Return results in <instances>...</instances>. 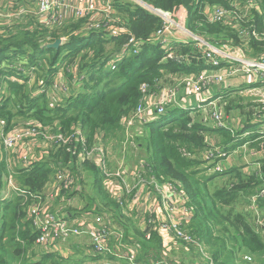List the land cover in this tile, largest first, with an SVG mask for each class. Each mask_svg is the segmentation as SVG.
I'll list each match as a JSON object with an SVG mask.
<instances>
[{
    "label": "trees",
    "instance_id": "trees-1",
    "mask_svg": "<svg viewBox=\"0 0 264 264\" xmlns=\"http://www.w3.org/2000/svg\"><path fill=\"white\" fill-rule=\"evenodd\" d=\"M142 1L154 8L169 11L185 7L188 10L187 27L193 32L244 54H264V0H257L261 12L256 8L251 9L249 17L242 18L237 28L222 21H210L204 12L207 6L214 5L234 10L235 0ZM114 5L117 14L121 16L119 23L123 24L121 20L126 22L124 26L127 31L121 36L109 38L102 31H91L87 35L77 33L88 20L89 16H86L66 24V32L73 33L69 34L70 37L59 49L42 47L50 52L52 67L48 68L49 76L60 71V66L55 68L53 65L61 60L80 63V71L86 75L79 89L62 106L50 108L46 96L43 95L45 93L38 99L33 98L28 88L29 81L19 83L4 78L9 81L11 95L9 101L6 99V103L0 106V117L7 119L9 127L18 112L25 117H33L46 126L58 122L59 129L56 131L64 134L70 133L74 124H79L86 137L85 146L91 148L99 133L107 141L123 138L120 134L123 119L136 110L143 96V86H155L161 80L164 83L168 80L166 75L169 74L171 77L187 76L211 68L205 62L202 49L196 47L194 42L172 45L176 54L189 55L191 60L167 58L160 43L146 42L138 53L132 51L116 61L113 69L111 61L123 53V46L132 34L146 39L162 24L158 15L136 1L114 0ZM33 23L30 19L19 25L13 24V19L6 25L0 23V64L12 58L15 53L25 54L29 49L37 52L42 44L55 41L65 33L49 34V29L36 25L31 30L28 26ZM22 28L25 29L11 34L12 30ZM243 45L248 47H242ZM40 55L47 57V54ZM2 75H5V71L0 68V78L3 79ZM12 93L16 94L15 99ZM247 96L236 95L218 102L221 108L219 113L224 121L234 112L246 117L247 123L239 131L228 127H213L209 123L214 120L210 109L206 114L198 112L196 116L190 114V110L176 107L168 110L158 120L145 125V144L142 147L145 158L159 179L175 181L188 195L186 206L192 217L185 229L202 241L205 252L209 255L206 258L209 260L208 264H264V234L257 231L254 222L243 211L237 207L228 208L232 203L250 204L253 201L260 211L256 218L260 217V213L264 214V196L253 200V196L264 185V158L261 159L257 171L247 174L237 170L223 178L222 185H219L221 177L206 173L202 156L211 148V136L216 135L218 144L227 146L245 131L250 133V147L257 151L264 150V133L260 132L262 127L251 121L253 115L264 113V102L260 100L261 102L254 103ZM24 99L29 101L27 109L18 108V111H13L12 108L18 107V101L23 102ZM136 141L138 143V137ZM82 146L80 144L77 147V142H74L73 147L71 144L65 148L58 147L50 152L47 160L36 162L27 169H16L13 180L25 191L40 195L54 175L53 161L69 164L77 174L79 168L89 170L95 179L97 196L104 202L110 201L109 193L103 186L102 174L96 165L89 161L77 163ZM237 146L238 144L230 146L224 151L233 150ZM35 201L34 198L17 191L13 192L10 199L0 202V264H71L58 253H48L38 248V232L34 229L28 212L29 206ZM113 202L124 209V203L118 200ZM135 215L133 212L132 217ZM130 219L125 218L121 224L129 233L131 228L139 232L137 235L145 253L139 256L138 261L149 259L151 263L159 262L157 258H150L152 254L161 252L159 247L163 245L162 237L154 229H151L153 233L150 237H146L144 232L147 229L140 232L136 223H131ZM261 222H264V215ZM129 233L125 232V236ZM183 244L186 248L190 246L185 241ZM246 255L251 260L245 259Z\"/></svg>",
    "mask_w": 264,
    "mask_h": 264
},
{
    "label": "built area",
    "instance_id": "built-area-1",
    "mask_svg": "<svg viewBox=\"0 0 264 264\" xmlns=\"http://www.w3.org/2000/svg\"><path fill=\"white\" fill-rule=\"evenodd\" d=\"M66 1L67 5L64 8L66 13L63 14L57 13L55 11V9L57 8V0H36V5L39 14L42 15L43 19H48V21H44L46 25H52L50 21L63 20L65 17H68L69 14L74 13L73 0ZM79 2L83 5V11L79 13L81 14L79 17H85L87 15L89 5L97 4L101 7L102 10L100 11L101 13L99 18L96 19V17H93L92 20H94V22L86 23L83 28L80 29V32L88 34L91 31H102L111 36H121L124 31H127V28L124 26V24H120L119 21H117L113 16L114 12L117 11L114 5V0H77V5L79 4ZM240 4H243V9H239ZM144 7L152 11L153 6L144 4ZM207 8L212 9V13L210 15L206 14ZM254 8L258 9L259 12H261L259 1L250 0L248 2H244L235 0L234 10L226 9L225 7L219 5H214L207 6L204 9V12L210 21H222L225 24L237 28L239 25L235 19V15L240 17V15L243 13V15L241 16L242 18L249 17L248 14L250 10ZM177 9H180V7H178ZM173 11L166 12L163 10H156L157 14L163 18V27L153 36L148 37L146 39L139 38L137 40L135 37H131L127 46L123 48V53L119 54L116 59H113L111 61L112 68L114 69L116 67V61L121 59L125 54L130 53L132 51L134 53H138L146 42L160 43L162 48L166 51L167 58L191 60L189 55H181L180 53L176 54L172 47V38L176 37V34L183 35L184 39L180 42H194L196 47L202 49L203 57L205 58L206 62L210 64L211 67L209 69L202 70L198 74L189 75L186 78L187 82L185 83V85H187L189 88L187 94L189 96L191 94H194L197 98H200V104H198V107L192 105H180L178 100L175 99L177 93L170 94L168 99L158 103V107H156L153 111L151 109H148L144 113L143 120L145 121V125L157 120L161 115H164L168 111V109L178 107L183 109L203 110L205 108H210V111L213 112L214 118V120L211 122L213 123V127L226 128L227 125L223 122L222 115L217 109L218 101L221 99V97L213 96L212 99L209 100L204 96L205 89L212 84H222L225 82V77L218 76L215 73V70L217 68L220 69L227 64L241 65V67L254 68L257 65L256 61L260 62L264 67V54H259L255 57V60L250 61L240 56L241 54L239 55V53L233 54L228 53L224 50H219L216 47L217 45H221L229 51H233L236 49L227 47L221 43H213L207 40L204 36L190 30L184 23H174L171 20ZM14 15L16 14L4 15V17H0V22L6 25L14 18ZM189 37H191V39H189ZM176 43H173V45ZM131 45H134L133 49H131ZM224 61H226V63H223ZM76 65L79 66L80 63ZM17 69L19 71L24 70L23 67L20 66H17ZM8 78L12 81H20V78H13L10 76H8ZM60 87L62 91H67L68 89V87L63 83H61ZM146 87L149 86H143V92ZM3 100L4 98L1 97L0 94V102ZM141 106V104H138L133 114L129 117L124 118L123 120L130 121L132 118H135L137 115V111L141 108ZM220 115L221 118L219 117ZM1 124L2 139L4 136L5 146L11 149L14 147L16 142L19 141L17 133L23 131L25 128H29L32 132L35 133H41L45 137V140L42 144L43 147L40 149L41 156H43L44 154V156L49 155L51 151L55 150L54 148H50V144L57 143L60 140H72L71 142H67L65 144L77 142V147L82 144L83 146L82 149L79 150L77 161L82 163L84 161L91 162L92 160V163L96 165V167L100 170L103 176V183L105 185L106 191L112 196H114L118 201H120V203H124L123 205L127 206V210L129 212L132 211L130 206H136L141 202V200L146 198V193H143V191H145L148 187L155 184V187L161 189V191H166L168 189L172 190V192L177 195L176 202L182 200L184 201V211L188 213V216L184 219L185 222L181 220L180 222L172 223L171 225L166 223L154 225L152 220L145 218V228H148L147 230L154 229L157 231H159L160 229L166 230L167 233H169L173 238L185 241L187 244L197 248L204 255L205 258H209L208 253L205 252L202 241L197 236L193 235L191 232L185 229V225L189 223L192 217V213L186 206V202L188 201V195L183 190V187L180 184L171 180H161L155 175L147 176V165H145L144 163H141L140 167L136 168V170L134 169L122 171V169L124 168L123 165H119L113 170L111 168L110 160L107 156L106 148L96 147L98 143H102L103 141L102 133H99L96 136L92 147L87 148L85 146L86 137L82 127L79 124H74L71 127L72 131L70 133L63 134V136H60V140H57L54 136L50 135L53 133L51 132V129L47 128L46 125L41 124L38 120L30 123L27 127L25 126L20 129L12 130H7L5 120H1ZM260 132L264 133V131ZM126 150L127 147L124 146L123 152L125 153ZM33 154L34 153H31L29 151L21 150L18 153L16 159L19 163H21L23 168H29L34 163L38 162L36 159L38 158L37 155L35 156ZM227 155L228 153L226 151H219L217 149H213L207 152L206 158L207 160L213 163L215 162V157L217 159L219 157H226ZM216 170L220 171L222 169L220 167H216ZM55 175L56 178H53V182L55 181L53 186H57L59 183H64V186L66 188L70 187L59 197L54 196V190H50L47 195H44V193L38 195L33 192L25 191L21 187H17L15 185L13 186L16 191L20 192L26 197L30 196L31 198H34L36 200L32 206H29L28 212L30 216L29 219L31 220L34 229L38 232L36 243L39 246L46 247L48 250H50L49 252L51 253H58L55 252V249L60 245V243L66 242L79 236H86L89 239L90 250L96 255V257L100 258L96 262L93 261L87 264H115L112 260H108L109 256H113L116 258H125L129 262V264H168L165 261L152 263L149 261H146L145 263L139 262V246L134 242H125L124 227L117 220L110 221V219L113 217V215L110 213L100 212L92 216H87L71 212V214H69V217H64L58 212L51 211L50 207L48 206V203H44L43 205L42 203L44 202L45 198L48 200L52 199V209H54V202L57 200H59L60 203H70L71 198L67 196V194L73 192L76 189L77 179L70 166H65L62 163L58 164V169H55L54 176ZM129 180L131 181V183L128 182ZM263 196L264 187L261 188L253 196V200L256 201L258 197ZM260 220L262 221V219ZM261 223L264 225V222ZM261 227L264 228V226ZM245 258L250 257L246 255Z\"/></svg>",
    "mask_w": 264,
    "mask_h": 264
},
{
    "label": "rangeland",
    "instance_id": "rangeland-1",
    "mask_svg": "<svg viewBox=\"0 0 264 264\" xmlns=\"http://www.w3.org/2000/svg\"><path fill=\"white\" fill-rule=\"evenodd\" d=\"M31 1L33 3H31ZM130 1H136L139 2V0H130ZM67 5V1L66 0H57V8L55 9V11L57 13H66V11L64 10L65 6ZM73 8H74V13L73 14H69L68 17H65L63 20H57V21H50L52 25H46L44 23V21H48V19H43L42 15L39 14L38 9H37V5H36V0H0V17H4V15H13V14H17L20 11H24L23 15H19L17 17H15V25H19L22 23H26L27 20H33V18L30 16L33 13L36 14L38 20H34L39 22V27L40 28H44V29H49V34H60L65 32L61 38H63L64 40H66V38L68 39V37H70L69 34H72L73 32H66V24L72 22V21H76L79 16L83 11V5L79 2V4L77 5V0H73ZM88 13L86 16H89L88 20L86 22L83 23V26L86 23H93L94 20H92L93 17H96V19L99 18L100 16V11L101 7L98 6L97 4H93V5H89L88 7ZM184 7L177 9L175 11L172 12V17L171 20L176 23V24H180V23H184L185 25H187V16H188V10ZM239 9H243V4L239 5ZM156 10H163L168 12L169 10H164V9H160V8H154L152 7V11L154 14L158 15ZM29 12V13H28ZM78 12V13H77ZM170 12V11H169ZM28 13V15H27ZM118 12H114L113 16L114 18L119 21V19H121V16H119V14H117ZM212 13V9H206V14L210 15ZM243 15V13L241 14V16ZM85 16V17H86ZM159 16V15H158ZM238 17L237 15H235V19L238 23V25L241 23V19L242 17ZM78 17V18H76ZM160 17V16H159ZM32 18V19H31ZM161 18V23L162 25L151 35L153 36L155 33H157L162 27H163V18ZM123 24H126L125 21L121 20ZM31 26V24L29 25ZM19 28V27H17ZM24 34V33H23ZM39 35V33L37 34V36ZM87 35V34H84ZM109 38H117L119 36H111L109 34H106ZM178 35V34H176ZM149 36V37H151ZM131 37H135L137 40L141 37H137L134 34H132V36H130L128 38V40L126 41V43L124 44L123 48L127 46V44L130 41ZM206 38V37H205ZM189 39H191V37H189ZM207 40L213 42V43H219L216 40H213L211 38H206ZM47 42H53V41H47ZM173 45V43H172ZM219 50H224L227 51L228 53H239L240 56H242L245 59H248L250 61L255 60L256 55H245L243 52H241L240 50H233V51H229L226 48H224L221 45H217L216 46ZM242 47H248L243 45ZM134 48V45H131V49ZM175 52V49H173ZM38 52H48L47 49L42 48V46L40 47ZM241 52V53H240ZM48 56L50 55V53L48 52L47 54ZM82 55L80 54L79 57H81ZM64 61V60H61ZM187 62H192V61H187ZM206 62V60H205ZM223 63H226V61H224ZM257 65L254 68H247V67H241V68H237L235 65H224L222 68L220 69H216L215 73L218 76H223L227 79V81L229 82H233L234 79H238L241 80L243 83H250V84H254L256 83V81H263L264 80V67L263 65L256 61ZM51 61L49 60V57L45 58L42 60L41 65L43 66V68L50 66ZM67 64V63H66ZM206 64L210 65L209 63L206 62ZM69 70V71H68ZM64 71H68L71 75V79H68V75H65V73H62L60 75H56L54 78V81H59L61 83H63L64 85H68L70 87V90L72 92H75L79 89L80 85L83 82V79H85L86 75L83 71H80V74H78L79 72V66L75 65V69L73 68V64L69 65V69H65ZM201 72V71H200ZM199 72V73H200ZM76 74V75H75ZM198 74V73H196ZM192 75V74H190ZM187 76H178V77H171V74L166 75V78L168 79L167 81H165L163 83V80H161V82L159 81L155 86H151V87H146L144 89L143 92V96L141 98V101L139 104H141V108L137 111V115L135 118H132L130 121L128 120H123L122 122V130L120 132L121 136H124L125 141L128 140H132L136 137L139 138V141L137 143V148H131L128 149V147L126 146V144L122 143L123 138H119V139H114V140H108L107 141V145H104L102 143H98V145L96 147H104L108 149V159L110 160V164H111V168L114 170L115 168H117L119 165H123L124 168L122 169V171H126V170H136V168H139L141 163H144L145 165H147V176H151V175H155L151 169V165L149 163V161H147V158H145V153L143 150V146L145 144V133H146V126H145V121L143 120V115L144 113L148 110L151 109L152 111L158 107V103L165 101L166 99H168L170 94L173 93H177V96L175 97L176 100H178V102L180 103V105H192V106H196L199 99L200 98H196V103L193 104L191 102V98L194 97L193 95H188L187 92L189 90L188 86L185 85V83L187 82L186 78ZM80 80L81 83L76 85V81ZM171 80H173V82H171ZM57 89L60 88L58 85ZM78 86V87H77ZM155 87V88H154ZM153 88V89H152ZM53 86L50 87H46V90L50 93V96L54 95V92L52 91ZM56 89V90H57ZM193 89V88H191ZM65 92V91H64ZM236 91H234L233 93V97H235L237 94L235 93ZM245 94H247L248 96H250L248 98L249 101H253L254 103H258L261 101H264V87H259V88H254V89H246ZM230 94V93H229ZM239 95L243 96V94ZM13 99L16 98V94L12 93ZM56 97L59 98L60 95L57 93ZM254 99H256L254 101ZM261 100V101H260ZM55 101V99L53 100ZM246 101V99L244 100ZM247 102V101H246ZM48 106L50 108L56 109L57 107H60L61 105H52L51 101H48ZM217 109L220 111V107L219 105H217ZM13 111H18V108H12ZM194 109H191L190 112H194ZM204 112V114H206V112L208 111L207 108L202 110ZM263 111V110H262ZM197 112V110H196ZM236 112L232 113V118L235 119V121H233L231 119V122L234 124V126L237 127V129H241L244 126V122H242V120H239L240 115L239 114H235ZM133 113H131L130 115H132ZM129 115V116H130ZM127 116V117H129ZM221 118V115L219 116ZM126 118V117H125ZM242 119V118H241ZM253 122L257 123L258 125H261L262 129L264 128V113L259 114L258 116L253 115L252 116ZM1 120H5L6 121V127L8 130H12V129H20L22 127H27L30 123L36 121V119H34L33 117H25L24 115H22L20 112L16 113L14 118L12 119V122L10 123V127L8 125V121L6 118L4 117H0V137L2 139L1 136V132H2V127H1ZM240 121V123H239ZM223 122L227 125V121ZM209 123L213 126V123H211L209 121ZM218 124V123H217ZM231 125V124H230ZM47 128L51 129V132H53L52 136H54L57 140H60V136H63L64 132H57L56 130L59 129V123L55 122V124H53L52 126ZM264 131V130H262ZM49 135V136H50ZM17 136L19 138V141L16 142V144L14 145V147L11 148H7L4 144V136L2 141V145L4 147V150H6L9 154V159L13 156V157H17L18 153L21 150H35V154L33 155H37L38 158L37 161H43V160H47L46 156H41L40 153V149L43 147V141L45 140V137L41 134V133H35L32 132L29 128H25L23 131L18 132ZM48 136V137H49ZM241 136L239 139L241 140V142L239 144H241L245 139V137H247L246 132L242 133V135H238ZM72 141V140H71ZM71 141H63L60 140L57 143H51L50 144V148H54L57 149V147L59 148H65L68 144H65L67 142H71ZM100 141V140H99ZM71 146L73 147L74 142L70 143ZM238 144V145H239ZM126 146L127 147V151L124 153L122 150V147ZM249 142H247L246 144V148H236V153L235 154H239L240 156L237 155V161L236 164L234 166L233 169L235 168H241V167H245L246 172H252L255 171V168L260 167V161L261 159L264 158V151H262L263 153L258 154L257 151H253L251 148H249ZM215 148H209L207 152L213 150ZM219 151H222V148H219ZM241 151H243L244 153L241 155ZM229 152V151H228ZM23 159V158H22ZM216 159V157L214 158V160ZM92 162V160H91ZM54 163V173H55V169H58V163H56L55 161H53ZM207 163L205 162L204 165H206ZM65 165V164H64ZM20 164L18 163L17 165H15L14 163L12 164V169H10V172L14 173L15 176V171L16 169L20 168ZM65 166H69V164L65 165ZM219 167V166H216ZM54 176V175H53ZM92 173L89 170L83 169L82 172L80 173V178L82 179V190L79 191L74 194L73 192H70L69 194H67V196H69L71 198L70 203H60L59 200L54 202V209L51 208L52 205V199L48 200V199H44V202L42 203L44 205V203H48V206L50 207V210L53 212H58L60 215H63L64 217H69V214H71V212L75 213V214H79V215H87V216H92L98 213L97 211L91 210L89 208V205L92 204H96L98 206V209L103 212L106 213H110L113 214V217L110 219V221H115L116 219H122L124 218L126 215H133L136 213L137 209L139 208L140 211H143L145 213V218L150 219L153 221L154 225H159L161 223H166L171 225L172 223H177L180 222L181 219L184 217L188 216V213L186 211H184V206H183V200L182 201H178L176 202V196L172 190L168 189L166 191H161V189L155 187V184L148 187L145 191H143V193H146V198L141 200L140 204L136 205V206H130L132 211H128L127 210V206H124V209L122 210V207L120 208L119 205L115 204L113 201H116L117 199L112 196L111 194H109L108 196L111 198L110 201L113 202L115 206L112 205V203L108 200H106L105 202L103 200L100 199V197L97 196L98 192L96 191V187H95V179L94 177H92ZM156 176V175H155ZM230 175L227 176H223L221 177V179L219 180V185H222V180L223 178L229 177ZM103 177V176H102ZM157 177V176H156ZM56 178V175L53 177ZM53 178H51L49 180V182L45 185L44 189H43V193L44 195H47L50 190H54L55 191V195L56 197H59L63 194V192L67 191L70 187L66 188L64 186V183H59L57 186L53 184L55 183V181L53 182ZM225 180V179H224ZM172 181V180H171ZM129 183H131V181H128ZM175 182V181H174ZM16 183L14 182H10L11 186L13 187L14 184ZM103 186L105 187L104 183ZM79 187V186H78ZM134 193V192H133ZM150 195L155 196L159 203L158 207H151L150 206V202H149V197ZM122 201V199H121ZM66 205V206H63ZM116 205L120 208L118 209L116 207ZM230 207H237L238 210L243 211L250 220H252V222H254V224L256 225V229L257 231H259L261 234H264V230L263 227L264 226L260 221V219H263V215L262 213H260V217L257 220L256 215L258 210V207L256 206V204L252 201L250 202V204H243L241 202L235 204L232 203L228 206V208ZM59 208V209H56ZM260 212V211H259ZM183 220V219H182ZM134 221L138 222V218L134 217ZM119 223L121 224V222L119 221ZM122 225V224H121ZM261 225V226H260ZM138 227V226H137ZM139 228V227H138ZM140 229V228H139ZM145 229L148 228H143L142 230L144 231ZM157 231V230H156ZM151 233H153L152 230H146L144 232L146 237H150ZM156 233L159 234V236L163 237H167V231L166 230H159ZM79 237H86V236H79ZM76 237V238H79ZM88 238V237H87ZM131 236L128 235V239H130ZM79 239H84L79 243V246L82 247L83 249H78V247L76 246L77 242L75 241H71L67 247L68 249H71L69 254L70 256L77 258V259H83L84 261L82 262V264L87 263L90 261V259H86L84 258L83 254L85 255L87 254V249L88 247L90 248L89 245V239L87 241L86 238H79ZM138 239V238H137ZM77 240V239H74ZM135 242V241H133ZM137 245H140V243L135 242ZM44 246H39L38 248L42 250ZM159 250L161 251L160 253L156 254H152L151 259L157 258V260L159 261H165L168 264H192L194 259L188 257L187 254V248L185 247V245L183 244V241L180 239H177L176 242L173 245H162L161 247H159ZM89 252V251H88ZM91 253V252H90ZM142 253L144 254L145 251L143 250ZM95 256H92V258H94ZM196 258L198 259L199 262L205 261L203 259H201V257L199 255L196 256ZM245 258V257H244ZM248 260H251L250 258H245ZM120 264V263H119ZM121 264H127V263H121Z\"/></svg>",
    "mask_w": 264,
    "mask_h": 264
},
{
    "label": "crops",
    "instance_id": "crops-1",
    "mask_svg": "<svg viewBox=\"0 0 264 264\" xmlns=\"http://www.w3.org/2000/svg\"><path fill=\"white\" fill-rule=\"evenodd\" d=\"M31 3H33V2L31 1ZM180 8H182V7H180ZM183 9H185V7ZM23 12L24 11H20L19 13H17L16 15H14L13 24L15 23V20H14L15 17H17L19 15H23ZM28 13H27V15H28ZM30 16L33 18V21L34 20H38V18H37V16H36L35 13H33ZM186 21H187V19H186ZM35 25L36 26H39V22L34 21V23L31 24V26H28V27L31 30H33L35 28L34 27ZM23 29H25V28H22V29H14V30H12L11 34L12 33H15V31H16V34H17L19 31H21ZM77 33L83 34V35L85 34L83 32H80V30ZM183 39H184V36L178 34V35H176V37H173L172 38V43H176V42L179 43ZM66 40H67V38H66ZM64 42L65 41H63V43ZM223 45H225V44H223ZM43 46H44V44H42V47ZM38 51L39 50H37V52H35L33 49H29L25 54H21V53L12 54V55H14L12 58L7 59L5 62L3 61L4 63L2 62L0 64V68H2L5 71V75H2L3 76V79L0 78V94H1V97L4 98V100L0 102V106L3 105L4 103H6V99H8L7 101H9V97L11 95V93H10L11 89L9 87V81H5L4 80V78L9 79L8 76L13 77V78H20V81H18L19 83H26L27 81H29L28 88L31 91L32 97L38 99L41 96V94L45 93L43 95L46 96L47 103H48V101H51L52 105H61L62 106L76 92V91L75 92H72L70 90V87L68 85H67V87H68L67 91L64 92V90L62 91L61 90V87H60L61 82L54 81L55 76L57 74L60 75L62 73H65V75H68V79H71V75L68 72L69 70L66 72V71H64V68L65 69H69V65L70 64H73V68L75 69V65L76 64L71 63V62H68L67 63V61L57 62L55 65H53V67L56 68V67L60 66V68H59L60 71L57 72L56 74H54V76H52V75L49 76L47 74V71H48V68L52 67V65L43 68V66L41 65V62H42L43 59L49 57L50 55L49 56L47 55V57H44V56H41L40 54H48V52H38ZM245 55H250V54H245ZM17 66L23 67L24 70H21L22 72H19L17 70ZM235 66L237 68H241V65H235ZM78 74H80V67H79ZM229 81H231V80H229ZM229 81H227V79H226L225 82L222 83V84H212V85H210L209 87H207L205 89L204 96L206 98H208L209 100L212 99L213 96H220L221 99L219 101H221L222 99H226L227 97H233V94H234L233 92L234 91H236L235 93L237 95H239V93H240V94H243V96H245V95L247 96V94L244 93L246 89L264 87V85H259L263 81H256V83H254V84L243 83L239 79H238V81H237V79H234L233 82H229ZM75 83L77 85V84H79L81 82H80V80H77ZM56 85H58L60 88L57 89V86ZM50 86H53V89H52V91L54 92V95L53 96H50L49 95L50 93L46 90V87H50ZM57 93L60 95L59 98L56 97V94ZM191 95H193L194 97H192L190 100H191V102L193 104H195L197 97L194 94H191ZM249 97L250 96H247V98H249ZM54 99H55V101H53ZM28 104H29V101L26 100V99H24L23 102L18 101V107L17 108L26 110ZM198 104H200L199 101H198V103H197V105L195 107H198ZM196 110H197V112H196ZM198 112L199 113L201 112L202 114H204V112L201 109H195V111L194 112H191L190 114L196 115V114H198ZM240 117L242 119L239 118V120H242V122H244L243 124L245 126L246 123H247L246 117L245 116L242 117V115H240ZM231 119L233 121H235V119H233L232 116L231 117H228V119H227V127H228V129H232V130L235 129L237 131L243 129L244 126L241 129L238 130L237 127L234 126V124L231 122ZM251 121L255 125H258L257 123L253 122V119ZM239 123H240V121H239ZM258 126H261V125H258ZM262 130H264V128L261 129L260 131H262ZM245 132L247 134V137H245V139L242 140L243 142L241 144H239L241 142V140L239 139L241 136H238V137H236L235 141L231 142L229 145H227V146H225V145L221 146V144H218L219 139L217 137H215L216 135H214V136H211L210 139H209L210 140L209 147L215 148L217 150H219V148H222V151H224V150H226V148H229L230 146L239 144L236 148H242V147L243 148H246L247 142H249V145H250L251 141H249V138H248V136L250 135V133L248 131H245ZM124 138L125 137L123 136L122 143L123 144H126V146L128 147V149H131L133 147L134 148H137L138 147L137 146V141H136L137 137L134 138V139H132V140H128V141H125ZM114 139H119V138H113L112 140H114ZM1 140L2 139L0 137V202L3 201V200L10 199L12 197V195H13V192H17L11 186V184H10V182H14V180H13L14 177H13V172H10V169L9 168L12 169V164L13 163L15 165H17L19 163L18 160L16 159V157H13L12 156L9 159V154H8V152L6 150H4V147L2 145V141ZM102 142H103L104 145H107V139H105L104 135H103V141ZM236 148L233 149V150L229 149L228 150L229 152L226 151L228 153V155L226 157H222L219 160L215 159V162H213V163L210 162L209 160H207V158H206V154L207 153L205 151L202 154V156H203V160H205V162L207 163L206 165H204V167L206 168V173L209 174V175H219V177H223V176L231 175V174H233L237 170L242 171V172L247 173V174H250V173H253V172L257 171V169L260 168V167L255 168V171H252V172H246V171H244L245 170V167L244 166L241 167V168H235V169H233L234 166H235V164H236V161H237V155L240 156L239 154H235L236 151H237ZM249 148H251L253 151H257V150H255L254 148H252L250 146H249ZM106 150H107V153H108L109 151H108L107 148H106ZM122 150H123V147H122ZM27 151L35 154V150H32V151L27 150ZM243 153L244 152L241 151V155ZM257 153L260 154V153H263V152L262 151H257ZM47 156L48 155H46V157H44V158L48 159ZM77 163L81 164L78 161H77ZM19 164L21 165V163H19ZM52 165L54 166V164H52ZM216 166H219L222 170H220V171L216 170ZM20 168H23L22 165L20 166ZM24 169H27V168H24ZM72 171L75 174V177L77 179V186H76V189L73 191V193L76 194L78 192V190L79 191L82 190V184H81L82 183V179L79 177L80 176V173L82 172V168H79V174H77L74 170H72ZM13 184L15 186L19 187L16 183H13ZM263 187H264V185H263ZM149 202H150V206L151 207H158L159 206V203H160L155 196H150L149 197ZM89 208L91 210H94V211H97L98 210V213L103 212L102 210L100 211L98 209V206L95 203L91 207H89ZM134 217H137L138 218V222L133 221L134 220ZM125 218H131V219H133V220L130 219V222L131 223L132 222H135L136 225L140 228L139 231L140 232H143L142 229L145 227V213L143 211H140L139 208H138L137 211H136V215L135 216L132 217L131 215H126L124 218H122V219H116V220L117 221H120V222H123V220ZM182 219H185V218L183 217ZM1 223H2V221H1V215H0V225H1ZM131 223H130V226H131ZM124 230H125V228H124ZM125 232H127V234L129 233L127 229H126ZM138 233H139L138 230H136V229L134 230L133 228H131L130 233H129V235L131 236V238L128 239V236H125L124 237L125 242L132 243L133 241H135V242L141 244V242L139 241V237L137 235ZM79 238H86L87 241H88V238L87 237H79ZM79 238H73V239L68 240L66 242L60 243V245L55 249V252H58V254H60L61 257L65 258L71 264H82V262L84 260L83 259H80L79 260L77 258H74V257L70 256L69 254H71L70 253L71 249H68V247H67V245L71 241H75V242H77L76 246L78 247V249H81L82 250L83 248L79 246V243L78 242H81L84 239H79ZM74 239H77V240H74ZM176 240H177V238H173L169 233H167V237H163L162 238L163 245H165V244L166 245H173L176 242ZM138 246H139L138 258H139V256L142 254V244H141V246L140 245H138ZM196 249L197 248H195V247H193L191 245L189 246V248H187L188 257L194 259V261H193L192 264H208L209 260L206 259ZM42 250H44L45 252L51 253V252H49L50 250H48L46 247H43ZM82 254H83L84 258L90 259L89 262H93V261L96 262V261H98L100 259V258L96 257V255L90 250L89 247L87 249V254L86 255L84 253H82ZM197 255H199L201 257V259H203L205 261L199 262L198 259L196 258ZM92 256H95L94 258H98V259H94V258H92ZM108 260H112L115 264H119V263L120 264L121 263H127V264H129V262L125 258H116V257H113V256H109L108 257ZM146 261H149V259L148 260L146 259ZM146 261L143 260L141 262H144L145 263ZM89 262H87V263H89ZM87 263H84V264H87Z\"/></svg>",
    "mask_w": 264,
    "mask_h": 264
},
{
    "label": "water",
    "instance_id": "water-1",
    "mask_svg": "<svg viewBox=\"0 0 264 264\" xmlns=\"http://www.w3.org/2000/svg\"><path fill=\"white\" fill-rule=\"evenodd\" d=\"M139 2L142 3V5H148L146 2L142 1V0H139ZM151 6V5H150ZM63 44V39L62 38H58L56 39L55 41L53 42H46L45 43V47L47 48H54V49H59V47Z\"/></svg>",
    "mask_w": 264,
    "mask_h": 264
},
{
    "label": "clouds",
    "instance_id": "clouds-1",
    "mask_svg": "<svg viewBox=\"0 0 264 264\" xmlns=\"http://www.w3.org/2000/svg\"><path fill=\"white\" fill-rule=\"evenodd\" d=\"M63 41H66V40L63 39ZM179 43H182V42H179ZM181 109H183V108H181ZM168 110H170V109H168ZM184 110H190V111H191V109H184ZM167 112H168V111H167ZM167 112H166V113H167ZM166 113H165V114H166ZM190 113H191V112H190ZM165 114H164V115H165ZM161 116H163V115H161ZM161 116H160V117H161ZM160 117H159V118H160ZM159 118H158V119H159ZM158 119H157V120H158ZM155 121H156V120H155ZM153 122H154V121H153Z\"/></svg>",
    "mask_w": 264,
    "mask_h": 264
}]
</instances>
